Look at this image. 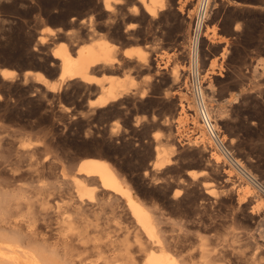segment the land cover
<instances>
[{
    "label": "rangeland",
    "instance_id": "1",
    "mask_svg": "<svg viewBox=\"0 0 264 264\" xmlns=\"http://www.w3.org/2000/svg\"><path fill=\"white\" fill-rule=\"evenodd\" d=\"M104 1L0 0V209L12 218L34 212V232L54 240L63 213L70 211L76 198L70 176L83 158L101 157L153 211L169 251L187 263L188 256L198 262L201 243L206 242L223 254L217 257V264H244L224 256L232 249L231 233H243V250L252 252L249 235L264 241V211L257 209L244 186L218 160L213 142L195 145L194 112L180 101V90L186 92L189 86L195 91L198 85L189 74L188 63L196 0H163L164 9L156 16H150L137 0H109V9ZM214 1L207 38L201 41L200 82L203 88L213 84L211 104L216 110L227 105L218 119L222 144L264 185V75L261 77L260 66L264 60V0ZM135 5L137 14L132 10ZM91 28L120 47L117 58L123 63L97 68L94 74H130L137 84L121 102L89 109L88 102L100 93L98 86L74 80L53 93L32 76L25 77L30 70L55 80L59 60L53 57V50L65 44L75 51L90 44ZM127 48L144 51L146 62L125 58L122 50ZM176 67L182 75L177 80L172 76ZM5 69L16 72L15 77L3 78ZM235 97L237 101H233ZM201 120L205 125L206 116ZM159 145L172 152L173 163L153 170ZM203 171L206 173L200 175ZM194 174L196 179L191 178ZM98 183H89V188L96 190L95 199L100 200L103 192ZM213 193L215 196L208 195ZM14 194H23L27 202L12 201ZM120 201L114 199L113 207L102 209L91 206L86 214L91 224L89 237L101 239L103 257L111 259L108 237L122 234V228L131 233L135 229ZM19 228L14 234L0 228L1 262V256L8 255L6 244L16 239L22 240V250L31 257L49 256L41 239L30 241L28 230ZM95 245H87L85 255L89 261L104 264ZM130 245L142 263L143 254L133 235Z\"/></svg>",
    "mask_w": 264,
    "mask_h": 264
},
{
    "label": "bare ground",
    "instance_id": "2",
    "mask_svg": "<svg viewBox=\"0 0 264 264\" xmlns=\"http://www.w3.org/2000/svg\"><path fill=\"white\" fill-rule=\"evenodd\" d=\"M137 1L141 3L143 9L150 16H156L157 14H159L158 12L160 10L164 9L163 0ZM104 6L105 9H109V7H111L109 0L104 1ZM132 8L133 12L137 14L139 8L136 5ZM194 10L195 8H193V11ZM89 32V35L93 39L90 44H83L75 51H73V48H71L73 49L71 50L65 44H62L58 49L53 50L52 55L54 58L59 60L60 70V73L55 78V80H49L41 72H32L30 70L29 72H25V77L32 76L33 79H35L36 83L38 82L37 84H42L44 87H46L47 90H49V92L51 91L53 93H58V91H60L66 83L74 80H78L84 83V85L86 86H98L100 93L96 99L88 102L89 109L102 108L112 103L121 102L122 98L132 92L137 84H135L130 74H126L124 77H104V75L103 77H98L94 74L97 68H110L116 65H122L123 63L122 61H120V59L117 58V53L119 52L120 47L114 44V42H112L108 36H104V34L99 33L94 28H91ZM52 33H54V31H52ZM40 41L44 43L45 37L42 36L40 38ZM188 51L189 74L193 73L194 75H197L199 80L197 82L198 85L195 91H190V89L188 88L189 86L187 87V89L185 88L186 92L180 90V94H182L180 101L181 106H186L188 110L194 112L191 116V119L195 123L198 131V134L196 135L194 140L195 145H198L200 142L207 140L208 142H213L212 146L214 144L213 147L218 153V160L220 159V161L223 162L230 169L231 173L240 181L239 186H244L247 191L246 195L255 202L257 209L264 211V185L262 184V182H259L257 175H255L250 169H248L241 160L236 159L234 155L224 147V144H222V138L218 134V130L220 129V127L218 126V119L224 116L225 112L227 111V105L224 103L223 105H220L217 110L213 107L211 101L215 93L214 86L212 83H209L208 87L203 88L201 84L202 82H200V80L202 79L200 74V61L199 63L196 62L194 55L190 51L189 42ZM122 53L125 58L136 59V61L139 63L146 62L147 59L144 51H142L141 49L127 48L123 49ZM196 65L199 66L196 67ZM260 66L263 67V69H261L263 70V72L261 73L262 77L264 75V60H261ZM255 70H257V67L255 68ZM1 75L3 76V78L10 80L15 77L16 72L5 69L1 72ZM172 76L175 78V80L179 79L182 76L178 67H176L172 71ZM144 95L145 93L143 92L141 94V97H143ZM237 100L238 97H235L233 99V101ZM183 103L185 104L183 105ZM201 114L202 116H206L207 121L204 120L205 125L201 123ZM209 120L211 122H209ZM154 137L156 139L155 141L159 140L155 135ZM171 156L172 152L169 149L162 145L157 146L155 148L153 170H161L168 165L170 166L173 163L171 160ZM205 173L206 172L203 171L202 173H200V175H204ZM194 175H190L192 179L197 178L196 174ZM91 182H99L98 184L102 189L101 192H103L102 199H95L96 190L89 188L91 186L89 183ZM70 183L76 190V198L73 199L72 203H70L69 205L70 211H66L63 213L65 217L63 216L64 218H62L61 225L59 224L61 227L59 228L58 234L56 235V238L54 240L52 238H49L48 236L40 238L34 232V228L36 225V217L34 215V212L32 213L29 211L28 214L24 216V218H12L6 215V213L2 212L3 208L0 209L1 229H4V231H8L10 234H14L16 233V229H20L19 227L25 228L30 233V241H35L34 239H37V237L38 239H41L43 241V244L41 243V246H44L46 252L49 254V256L46 258H43L42 256L31 257V254H29V252H25L22 250V240L16 239V241L12 240L10 243L6 244L5 247L8 251V255L1 256L2 262L0 261V264H99L100 262L98 263L89 261L88 256L85 255L87 254L86 252L88 251V246L90 243L96 244L94 246V249L97 250L99 258L103 259L104 264H217V257L220 255L223 257V254L215 251L217 249H212V245H210L212 246L210 248L206 242L202 241L200 247L202 248L200 251L201 260L198 262H195L191 256H188L187 263V259H182L180 258V255L178 256L169 251L165 245V241L167 240L164 241L161 235V230L153 211H151L148 206H146L134 195L132 189L127 186L126 181H124V179L110 164V162L101 157L98 158L94 156H88L83 158L79 162L75 173L70 176ZM205 185L207 186V184ZM233 185H236V183L233 182ZM208 195L213 196L214 193ZM114 199L124 201L126 205L125 207H127L126 209L129 211V214L133 219L132 222H134L135 224V229L131 233L128 228H122V234L115 233V235L111 234V237H108L107 245L111 248V259V256L103 257V254L105 252L102 251V247L100 248L99 242L101 239H92L89 237L87 228L91 224L87 220L86 214L87 209L91 206V208L97 206L100 209H102L104 206L113 207L114 205L112 204V200ZM26 200L27 197L23 194H14V200L12 201H17L18 204L20 201ZM58 208L59 210H61V208L63 207ZM242 234L243 233H239L237 231L231 233L230 239L232 241V249L228 252V254L225 252L226 254H224V256L229 255L230 258L234 257L235 260L241 261L244 264H264V239H261L263 241L261 242L258 241V239L254 238L253 235H249V239L247 238V243L251 249L255 250H252V252L248 253V251L243 250L244 243H242L243 245L241 244ZM130 235H133L134 242L139 247L140 251L138 252L143 254V256L141 257L142 263H139L138 259L134 257L135 254H133V249L131 250L130 245ZM262 235V238H264V233H262ZM7 237L9 238V236ZM143 239H145L146 243H143ZM28 244L30 243L28 242ZM38 254L39 252L36 253V255ZM220 263L222 264L223 262Z\"/></svg>",
    "mask_w": 264,
    "mask_h": 264
},
{
    "label": "built area",
    "instance_id": "3",
    "mask_svg": "<svg viewBox=\"0 0 264 264\" xmlns=\"http://www.w3.org/2000/svg\"><path fill=\"white\" fill-rule=\"evenodd\" d=\"M214 10V0H196L195 10L191 17L189 45L190 51L198 63L201 60V41L204 38H207V36H205V31L214 13ZM197 66L199 65H196V67ZM191 77H193L192 79H194V82L197 84L199 80L198 76L192 73Z\"/></svg>",
    "mask_w": 264,
    "mask_h": 264
},
{
    "label": "water",
    "instance_id": "4",
    "mask_svg": "<svg viewBox=\"0 0 264 264\" xmlns=\"http://www.w3.org/2000/svg\"><path fill=\"white\" fill-rule=\"evenodd\" d=\"M59 73H60V70H59V68L55 71V74H54V78H56L58 75H59Z\"/></svg>",
    "mask_w": 264,
    "mask_h": 264
}]
</instances>
